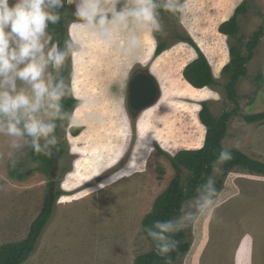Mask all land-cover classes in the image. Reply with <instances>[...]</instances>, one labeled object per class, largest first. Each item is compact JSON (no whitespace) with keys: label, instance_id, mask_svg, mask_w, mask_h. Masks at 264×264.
Listing matches in <instances>:
<instances>
[{"label":"rangeland","instance_id":"rangeland-1","mask_svg":"<svg viewBox=\"0 0 264 264\" xmlns=\"http://www.w3.org/2000/svg\"><path fill=\"white\" fill-rule=\"evenodd\" d=\"M190 1L186 3L184 25L213 68L219 70L228 61V51L226 40L215 31L240 0H229L209 25L219 57L195 33L201 30L198 20L189 22L191 12H197L199 6L196 0ZM13 2L10 0V4ZM67 9L74 15L75 5L67 4ZM162 9L159 12L165 34L145 36L135 58L106 46L96 34L82 29L77 17L66 20L70 39L81 48L80 55L68 60L72 97L81 102L72 113L78 121L76 127L85 129L71 137L73 125L62 128L59 142L63 154L58 169L44 172L42 161L31 157L30 148L10 157L8 138L0 136V246L25 241L47 195L62 192L51 197L52 217L25 264H135L139 256L153 250L143 221L176 176L170 157L182 147L200 148L205 137L199 106L186 101L200 102L214 95L208 88L195 89L185 80L184 68L193 60L194 51L179 37L190 36L180 23V12ZM239 23L243 38L264 25V0H249V10ZM116 39L121 37L117 35ZM154 43H166V49L168 45L173 47L153 55ZM152 55L158 58L151 70L161 83L163 97L157 106L143 112L138 134L136 116L128 111L126 90L129 76L141 67L140 63H150ZM263 66L264 39L247 65V76L238 83L240 113L232 117L223 140L225 148H239L262 163L264 122L249 124L244 118L264 113V84L261 89L257 81L259 74L264 77ZM228 81L229 77H223L218 83L222 94L217 102L208 104L216 118L235 107L225 92ZM183 171L184 179L190 172ZM52 182L56 183L53 188ZM220 201L213 218H202L186 228L194 236V243L191 251L174 264H234L237 252L238 263L245 264L246 256L252 260L250 245L256 264H264V177L231 172L224 178Z\"/></svg>","mask_w":264,"mask_h":264},{"label":"clouds","instance_id":"clouds-1","mask_svg":"<svg viewBox=\"0 0 264 264\" xmlns=\"http://www.w3.org/2000/svg\"><path fill=\"white\" fill-rule=\"evenodd\" d=\"M66 3L75 5L74 15L82 29L134 58L145 36L165 34L159 9L184 11L181 0H14L12 4L0 0V136L8 138L10 157L23 154L25 148L51 157L59 143L58 128L65 122L78 125L63 103L73 89L59 73L69 58L81 54V48L72 39H66L61 48L48 34L49 25L59 23ZM232 158L231 151L223 148L212 163V174L179 213L144 228L165 264H173L169 254L180 243L177 233L202 218L214 217L221 204L216 177Z\"/></svg>","mask_w":264,"mask_h":264},{"label":"trees","instance_id":"trees-1","mask_svg":"<svg viewBox=\"0 0 264 264\" xmlns=\"http://www.w3.org/2000/svg\"><path fill=\"white\" fill-rule=\"evenodd\" d=\"M248 10L249 0H244V2L236 8L233 16L228 21L221 23L218 27L219 33L229 38L230 62L224 67L222 75L226 76V78L229 77V81L225 85V92L227 98L235 107L232 110L225 111L220 118H216L212 114L208 103L204 102L202 104L199 115L202 125L207 129L204 146L200 149L182 150L176 153L174 157H170L172 165L177 171L176 176L171 181L168 188L157 198L152 212L145 217L143 221V230L145 227L151 226L154 221L167 220L176 216L181 206L195 194L197 186L204 183L207 176L212 174V163L224 148L222 143L227 135L229 123L232 117L239 116L240 113L239 96L237 92L238 83L241 78L247 76V65L255 56L256 48L264 39V25L248 38L240 36L241 26L239 19L241 16L245 15ZM67 11L66 3L65 7L61 9V19L59 23L55 25L50 24L48 28L52 43L59 42L61 48L64 47V41L70 39L65 27L66 20L76 19L75 15H70ZM161 11L165 12V10ZM179 38L183 40V42L189 43L198 54L197 59L188 63L185 67L184 77L187 83L198 90L214 86L216 84V79L207 57L191 37ZM234 40L236 41L235 43H233ZM244 40H246L245 44L243 43ZM166 46V43L159 44L156 54L160 55L163 53ZM59 75L63 76L66 82L71 78L72 70L69 61L66 62V65ZM257 81H259V87L262 89L264 84V77L262 74L258 75ZM63 103L65 110L70 113L81 104L80 100L72 97V94L66 97ZM244 119L249 124L263 123L264 113L245 116ZM65 125H67L66 122ZM62 128L63 127L58 128L57 130L58 137ZM84 129L85 127L83 126H72L69 130L70 136L77 137ZM160 151L164 153L163 150L160 149ZM230 151L233 158L222 165L223 171L216 177V187L219 193L223 190L224 178L233 171L246 172L250 175L264 177V163L254 160L238 150ZM61 154H63V146L59 142L53 149V155L51 157L37 154L34 151L31 157L33 159H40L43 168H45L44 172L48 173L49 170L58 169V162ZM184 169L190 172V175L183 179ZM24 177L25 175H19V178ZM55 185L56 183L52 182L50 187L53 188ZM61 194L62 192L57 190L53 195H51V193L47 195L44 207L36 220L32 223L30 233L25 241L0 246V264H25L28 261L36 248L40 236L52 217L53 205L51 197ZM144 233L150 243L153 244L154 248L151 252L139 256L135 264H165V259L157 254L151 238L147 237L145 231ZM175 239L180 241V243L178 248L169 254L173 264L180 259L182 260V257L186 256L191 251L194 243V236L189 234L186 229L177 233Z\"/></svg>","mask_w":264,"mask_h":264},{"label":"crops","instance_id":"crops-1","mask_svg":"<svg viewBox=\"0 0 264 264\" xmlns=\"http://www.w3.org/2000/svg\"><path fill=\"white\" fill-rule=\"evenodd\" d=\"M192 1V0H191ZM190 1V2H191ZM197 1V3H198V7H197V12H191V17H190V20H189V22H191V23H193V18H195V19H197L198 20V24L200 25V29L201 30H197V32H195V33H197V36L199 37V38H202V39H204V40H206V42H207V45L209 46V47H211L210 49L212 50H214L215 51V53H216V55L219 57V53H218V47H217V44H215L216 43V39L213 37V33H211V31H210V28H209V25H210V23H211V21H213V19H214V17L217 15H219V13L220 12H222V10H224L225 9V7H226V5L228 4V1L229 0H196ZM122 2H123V0H122ZM244 2V0H240L234 7H233V10H231V13H230V16L228 17V19L227 20H225V21H228L232 16H233V14L235 13V10H236V8L239 6V5H241L242 3ZM186 3H187V0H183L182 1V4H183V6H184V11L183 12H180V15H181V18H180V23L181 24H183V26L185 27V29L188 31V33H189V36L196 42V39L194 38V36L189 32V29L184 25L185 24V19H186V14H187V8H186ZM162 10H164V9H162ZM166 11V10H165ZM191 11V10H190ZM162 12H164V11H162ZM225 21H222V22H219L218 23V27H219V25L221 24V23H223V22H225ZM217 27V28H218ZM215 32H217V34L219 35V36H221V37H223L225 40H226V46H227V51H228V61L219 69V70H215L214 68H213V66H212V64H211V62H210V60H209V58L207 57V55H206V52L204 51V50H202L200 47H199V45H198V43L196 42V44L198 45V47L201 49V51L204 53V55L207 57V59H208V61H209V63H210V66H211V68H212V72H213V75H214V77H215V79H216V84L214 85V86H210V87H206V88H208L214 95H211L209 98H207V99H205V100H201L200 102H195V101H191V100H188V101H186L188 104H193L194 106H199V113L198 114H200V111H201V108H202V104L204 103V102H206L207 101V103L210 105V104H213V103H215V102H217L218 101V99H219V97H220V94H222L221 92H220V89H222V87L218 84L222 79H223V77H225V76H223L222 75V72H223V69H224V67L229 63V61H230V54H229V49H228V41H229V38L227 37V36H225V35H222V34H220L219 33V31L216 29V31ZM155 39H154V37L152 38V41H154ZM158 45L159 44H155L154 43V45H153V47H154V51H152V52H154L153 53V55H155L156 54V50H157V47H158ZM188 46H190L189 44H188ZM173 47V46H172ZM172 47H169V45H168V47H167V49H165V52H167L168 50H172ZM191 47V46H190ZM191 50H193L194 51V58H193V60L191 61V62H193L195 59H197V57H198V54H197V52H196V50L194 49V48H192L191 47ZM164 52V53H165ZM153 55L152 56H150V63L148 62V61H146L147 63L145 64L144 62L143 63H140L139 65L141 66V67H138V68H136V71H138V70H147V71H149L155 78H156V80L159 82V85H160V87H161V83H160V81H159V79H158V77L153 73V71L151 70V67L155 64V62L157 61L156 59H158L157 57H153ZM156 60V61H155ZM190 62V63H191ZM185 69V68H184ZM183 69V70H184ZM263 69H264V66H263ZM135 71V72H136ZM132 74H134V73H132ZM132 74L129 76L130 77V79H131V77H132ZM129 77H128V79H129ZM189 84V83H188ZM190 85V84H189ZM191 86V85H190ZM191 87H193V86H191ZM194 88V87H193ZM195 89H197V88H195ZM204 89V88H203ZM127 90H128V87H127ZM127 90H126V92H127ZM161 90H162V87H161ZM163 96H161V98H162ZM161 98L159 99V101L157 102V104L156 105H154V107L155 106H157L159 103H160V100H161ZM181 102V101H180ZM183 103H185L184 101H182ZM181 102V103H182ZM153 108V107H152ZM125 108H123V110H124ZM146 111V110H145ZM124 112H125V110H124ZM142 114H143V112L141 113V114H139L137 117H135L136 118V128H137V133L139 134V128H138V122L140 121V119H141V116H142ZM198 118H199V122H200V124L202 125V123H201V120H200V115H198ZM203 127H204V129H205V137H206V133H207V129L205 128V126L204 125H202ZM259 136H260V134H259ZM138 138H139V135L137 136ZM205 137H204V141H203V143H202V146L200 147V148H202L203 146H204V143H205ZM225 141V140H224ZM224 141H223V147H224ZM200 148H198V149H200ZM225 148V147H224ZM182 150H191L190 148H186V147H182V149H180V150H178V151H175V153H178V152H180V151H182ZM229 150H232V149H229ZM236 150H238V151H240L241 152V150L238 148H236ZM258 161V160H257ZM261 162V161H260ZM105 172H107V171H105ZM105 175V174H104ZM255 178H260V177H255ZM208 229V228H207ZM206 237L208 238V231L206 232ZM250 240H251V237H249V239H248V241H249V244H250ZM252 247V245H250V247H249V254H252V260H251V258H248L247 256H246V258H245V261L247 262V263H245V264H256V259H254V257H253V254H255L254 253V251H253V249L251 248ZM240 248H238V250H239ZM236 256L237 257H235L234 256V264H240V263H238V252H237V254H236Z\"/></svg>","mask_w":264,"mask_h":264},{"label":"water","instance_id":"water-1","mask_svg":"<svg viewBox=\"0 0 264 264\" xmlns=\"http://www.w3.org/2000/svg\"><path fill=\"white\" fill-rule=\"evenodd\" d=\"M162 96V90L156 78L147 70L134 72L129 80L127 103L129 112L138 116L152 108Z\"/></svg>","mask_w":264,"mask_h":264}]
</instances>
